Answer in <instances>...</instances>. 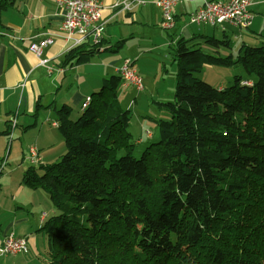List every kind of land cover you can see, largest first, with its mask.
<instances>
[{
    "label": "trees",
    "instance_id": "16d2710c",
    "mask_svg": "<svg viewBox=\"0 0 264 264\" xmlns=\"http://www.w3.org/2000/svg\"><path fill=\"white\" fill-rule=\"evenodd\" d=\"M192 40L170 47L173 100L157 103L170 118L154 120L159 139L139 157L119 74L103 79L76 118L68 104L56 109L65 151L29 164L21 179L59 211L40 228L48 264H264V43H242L233 58L190 48ZM100 44L72 47L62 64L88 61ZM236 63L246 76L223 88L196 76Z\"/></svg>",
    "mask_w": 264,
    "mask_h": 264
},
{
    "label": "crops",
    "instance_id": "0c3cea01",
    "mask_svg": "<svg viewBox=\"0 0 264 264\" xmlns=\"http://www.w3.org/2000/svg\"><path fill=\"white\" fill-rule=\"evenodd\" d=\"M7 1L9 3L0 10V163L4 161V166H10L7 173H3V169L1 171L0 187L3 179L9 178L10 196L0 192V244L12 233L25 241L27 250L0 255V264H48V239L40 228L56 212L55 208L52 205L53 214L48 216L45 211L27 212L28 209L48 208L50 203L44 199L48 195L41 189H33L28 194L27 204H17L16 201L26 191L21 179L29 165L23 166V160L28 161V147H37L43 164L53 163L65 151L63 138L57 129L56 109L68 104L78 111L86 97L100 88L104 78L118 74L117 69L124 59H130L136 67V60L145 63L150 52L162 47L170 48L181 37L193 38V44L204 36H212L207 33V27H220L224 40L230 46L234 41L240 42L238 47L242 43H264V0H249L248 10L252 19L247 28L226 23L215 26L191 23L189 16L203 0H185L172 9L175 24L171 29L160 27L161 11L154 0L135 6L132 12L115 10L111 7L114 0H102L104 8L100 21L103 28L99 51L86 62L68 65H63L62 61L65 53L74 47L73 40L66 38L60 29L63 16L55 0ZM45 36L52 37L53 41L37 56L29 50L28 44ZM155 36L157 42L149 41ZM91 37L89 35L82 41L85 47L92 44ZM40 60H45V63H40ZM139 66L145 70L143 64ZM139 66L136 69L140 74ZM164 80V77H158L157 72L144 74L140 92L147 91L156 103L166 102L167 97H173L174 88H169L167 94L165 91L159 93L156 85ZM129 87L122 83L119 97L123 95L125 99ZM127 97L130 105L136 96ZM13 117L15 125L12 128L10 121ZM145 117L154 121L152 117L155 116ZM152 136L143 132L140 144ZM12 170L17 172L13 179L10 177Z\"/></svg>",
    "mask_w": 264,
    "mask_h": 264
},
{
    "label": "built area",
    "instance_id": "2783aa9c",
    "mask_svg": "<svg viewBox=\"0 0 264 264\" xmlns=\"http://www.w3.org/2000/svg\"><path fill=\"white\" fill-rule=\"evenodd\" d=\"M185 0H154L161 11L160 27L171 29L174 24L173 7ZM146 0H114L111 7L118 11L132 12L138 5H145ZM56 6L62 11V21L60 29L64 31L66 38L73 40L76 46L85 40L89 35L92 36V44L100 42L102 33V10L104 8L102 0H55ZM249 0H203L201 6L189 16V21L194 24H208L211 26L230 24L235 27L247 28L251 25L249 10ZM76 35V37H73ZM52 37L45 36L31 40L28 44L29 50L40 56L43 49L51 44ZM44 64L45 60H40ZM122 78V83L132 86L136 90L143 89L142 78L130 59H124L117 69ZM90 97H86L82 106L89 103ZM1 104V96H0ZM56 124V123H55ZM13 128L15 118L10 121ZM147 136L151 135L149 130L145 131ZM28 162L33 164L40 162L37 147H28ZM5 162L0 163V170ZM2 168V169H1ZM26 243L23 239L15 237L12 233L8 234L0 244V255L17 254L26 252Z\"/></svg>",
    "mask_w": 264,
    "mask_h": 264
},
{
    "label": "rangeland",
    "instance_id": "374dc122",
    "mask_svg": "<svg viewBox=\"0 0 264 264\" xmlns=\"http://www.w3.org/2000/svg\"><path fill=\"white\" fill-rule=\"evenodd\" d=\"M206 30H207V33L212 35L214 38L218 40H224L220 27L218 26H216L215 28L207 27ZM164 35H166V32H164ZM156 39H157V36H155L154 39L152 37V39L149 41L154 43V42H157ZM143 41H146V40H143ZM239 43H240L239 41H234L232 43L231 48L225 47L222 43L221 45H219V47H215L214 45L204 42V39H201V41L194 42L193 44H189V47L190 48L200 47L201 50H203L204 52L211 54V55H216V56H226L228 54H231L233 55V58H235L238 54V44ZM253 45H257V44H253ZM150 53L151 54L148 56V59H146L147 61L145 63L137 62L136 60L135 63L137 64L135 66L138 68L139 64L141 63L145 67V70L143 71L140 69V66H139V70H140L139 72L141 74L139 75L141 76V78L142 76L144 77V74H150L151 72L152 73L157 72V75L159 78L164 77L165 79L164 82L158 83L156 85V89L159 93L165 91L167 94V90H169V88H174L175 86L176 67H175V63L172 61L171 49L169 47H162ZM236 75L246 76L244 69L238 63L231 65V66L205 65L199 72L196 73V76L200 78L201 80L211 84L214 87H222V88L231 85ZM144 82L146 84L145 79H144ZM146 88L148 87L146 86ZM149 89H151L150 86L148 90ZM138 92L140 91L136 90L132 86L128 88L127 96L129 95L130 97H133L134 95L136 96L134 98L135 101L132 102L130 105H129V97L126 96L125 99H123L124 96L121 95L119 97L120 93H118L121 107L130 109L131 114H130V122H129L128 130L132 135V142L134 143L133 155L135 157H139L143 149L149 143L155 142L159 139V131H158L156 122L150 121L148 118L145 117V115L155 116V117H152V119L154 120L170 118L168 110H166L165 108H160L158 104L150 98V94H148L147 91H145L144 93L142 92L138 93ZM173 93H174V89H173ZM155 100H158V99H155ZM172 100H173V97L171 96V97H167L165 101H172ZM77 115H78V111L74 107L73 112L71 114V118L74 119L77 117ZM145 128H147V130H149L153 136L151 138L145 139L141 144H140L141 139L138 141L139 143L138 142L136 143L135 142L136 138H142V133L144 132ZM57 160L53 161V163L57 162ZM23 161H24L23 166L24 164H27V165L31 164L25 159ZM9 166H10L9 164L5 165L4 168L2 166L3 173H7ZM13 170L10 176L12 179L15 176H17V172H13ZM18 178H19V175L17 179ZM0 184H1V175H0ZM26 186H25L26 191L22 194L21 199L16 201L17 204H20V203L27 204L28 203V200H29L27 199L28 194L32 193L31 191H33V189L28 186L26 187ZM0 192L6 193L9 195V178L8 180H6V177L3 179V186L0 187ZM44 199L47 203H50L48 208L43 209L42 207L41 209L39 208L38 209L34 208V210L28 209L27 212L41 213L45 211V214L47 216L48 214L49 215L53 214L51 211L52 204L50 202V199L47 196H45ZM34 202L35 201L33 199V204H35ZM25 207L30 208L29 206H25ZM55 211L56 212L54 214H57L59 212L57 209ZM43 234L45 235V233ZM42 254L44 255V253Z\"/></svg>",
    "mask_w": 264,
    "mask_h": 264
}]
</instances>
